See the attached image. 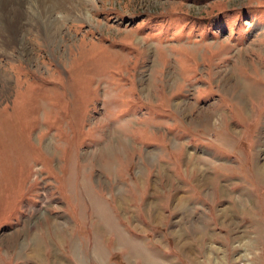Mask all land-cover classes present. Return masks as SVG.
<instances>
[{"label":"rangeland","instance_id":"obj_1","mask_svg":"<svg viewBox=\"0 0 264 264\" xmlns=\"http://www.w3.org/2000/svg\"><path fill=\"white\" fill-rule=\"evenodd\" d=\"M67 1L0 54V264H264V0Z\"/></svg>","mask_w":264,"mask_h":264},{"label":"bare ground","instance_id":"obj_2","mask_svg":"<svg viewBox=\"0 0 264 264\" xmlns=\"http://www.w3.org/2000/svg\"><path fill=\"white\" fill-rule=\"evenodd\" d=\"M15 1L16 0H0V5H1V8H0V54L4 55L8 53L9 49L12 48V45L15 44L16 41L18 40L15 37L16 36L18 37V34H20V28L24 25V24L22 25V21L24 19L22 15L26 14L25 13L26 10H24L25 5H29V7H31V10L28 11L27 13L29 14L28 18L31 21H33L34 23L35 22L37 23L38 22L37 20L43 21L46 18L47 19L46 25H45L46 30H48L49 34H51V37L54 39L55 37L61 35L62 25L66 21L63 18H64V15L67 14V9L71 5L72 1H67V0H20L22 5L20 3L19 5L18 3L17 4L14 3ZM38 1H39V5L41 4V1H42L43 6L44 7L47 6L48 9L50 10L47 11L46 10L47 7L46 8H42L41 6L40 8L37 7L36 5ZM6 2L11 3V4L14 3V4L10 6ZM40 9L43 10L44 17L42 16ZM34 11L37 13L38 16L35 17ZM9 19L15 22L14 23L15 28H16L15 31L17 32V34L15 31H12L13 29L10 30V28L8 27V24L6 23V21H8ZM11 34L13 37L10 36ZM4 37L8 40L4 39ZM38 250L40 251L39 245L36 244L33 247L32 252L35 254V252H38Z\"/></svg>","mask_w":264,"mask_h":264}]
</instances>
